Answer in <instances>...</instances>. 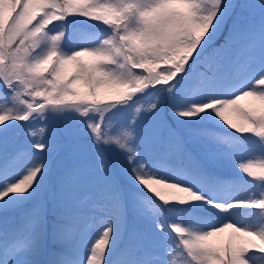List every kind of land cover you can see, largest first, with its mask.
Here are the masks:
<instances>
[{"label":"snow or ice","instance_id":"1","mask_svg":"<svg viewBox=\"0 0 264 264\" xmlns=\"http://www.w3.org/2000/svg\"><path fill=\"white\" fill-rule=\"evenodd\" d=\"M178 262L264 264V0H0V264Z\"/></svg>","mask_w":264,"mask_h":264},{"label":"trees","instance_id":"2","mask_svg":"<svg viewBox=\"0 0 264 264\" xmlns=\"http://www.w3.org/2000/svg\"><path fill=\"white\" fill-rule=\"evenodd\" d=\"M77 23L78 22L73 21V25L74 26L77 25ZM79 26L84 27L87 31L94 32V31L98 30L91 24V22H83V21H81V22H79ZM62 30H64V29H62ZM84 35L85 34L81 30L73 29V35H72L71 39H73V40H75V41H77L79 43H82L83 40L81 39V37L84 36ZM228 234H229L228 231H226L224 234H221V238H227Z\"/></svg>","mask_w":264,"mask_h":264},{"label":"rangeland","instance_id":"3","mask_svg":"<svg viewBox=\"0 0 264 264\" xmlns=\"http://www.w3.org/2000/svg\"><path fill=\"white\" fill-rule=\"evenodd\" d=\"M78 43L79 42L71 39V44L72 45H75V44H78ZM187 87L189 88L190 92H192L193 94L195 93V86H194V84L190 83ZM178 264H179V262H178Z\"/></svg>","mask_w":264,"mask_h":264}]
</instances>
